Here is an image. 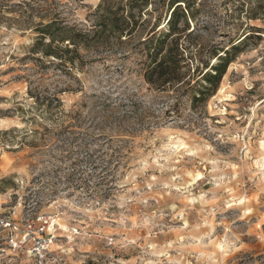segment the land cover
Instances as JSON below:
<instances>
[{
    "label": "rangeland",
    "instance_id": "1",
    "mask_svg": "<svg viewBox=\"0 0 264 264\" xmlns=\"http://www.w3.org/2000/svg\"><path fill=\"white\" fill-rule=\"evenodd\" d=\"M99 1L0 0V264H264V33L167 115L140 54L80 49L77 69L31 50L48 23L90 28ZM241 2L197 0L189 39L264 27L247 17L264 0Z\"/></svg>",
    "mask_w": 264,
    "mask_h": 264
},
{
    "label": "trees",
    "instance_id": "2",
    "mask_svg": "<svg viewBox=\"0 0 264 264\" xmlns=\"http://www.w3.org/2000/svg\"><path fill=\"white\" fill-rule=\"evenodd\" d=\"M197 0H100L94 7L90 28L75 29L53 23L44 25L35 37L33 52L53 57L81 69L86 60L80 49L96 54V60L141 55V75L150 89L164 93L172 103L169 113L188 100L203 104L217 89L227 66L242 51L251 35L260 36L264 27L249 25L235 41L222 47L204 48L189 39L197 21ZM240 4L241 0H225ZM263 6L248 11V18L264 21ZM247 13V12H246ZM129 45L128 50L124 46ZM120 50V51H119Z\"/></svg>",
    "mask_w": 264,
    "mask_h": 264
},
{
    "label": "built area",
    "instance_id": "3",
    "mask_svg": "<svg viewBox=\"0 0 264 264\" xmlns=\"http://www.w3.org/2000/svg\"><path fill=\"white\" fill-rule=\"evenodd\" d=\"M0 222H1L2 224H8V221L5 220V219H0ZM27 227L31 228V227H32V224H31V223H28V224H27Z\"/></svg>",
    "mask_w": 264,
    "mask_h": 264
},
{
    "label": "bare ground",
    "instance_id": "4",
    "mask_svg": "<svg viewBox=\"0 0 264 264\" xmlns=\"http://www.w3.org/2000/svg\"><path fill=\"white\" fill-rule=\"evenodd\" d=\"M201 175H202L201 172H197V173H196V177H197V179H198V178L200 179Z\"/></svg>",
    "mask_w": 264,
    "mask_h": 264
}]
</instances>
